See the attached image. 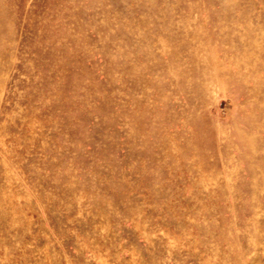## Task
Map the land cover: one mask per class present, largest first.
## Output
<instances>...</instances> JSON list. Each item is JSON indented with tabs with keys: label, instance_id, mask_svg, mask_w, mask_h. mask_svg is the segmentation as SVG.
Wrapping results in <instances>:
<instances>
[{
	"label": "rangeland",
	"instance_id": "374dc122",
	"mask_svg": "<svg viewBox=\"0 0 264 264\" xmlns=\"http://www.w3.org/2000/svg\"><path fill=\"white\" fill-rule=\"evenodd\" d=\"M0 264H264V0H0Z\"/></svg>",
	"mask_w": 264,
	"mask_h": 264
}]
</instances>
